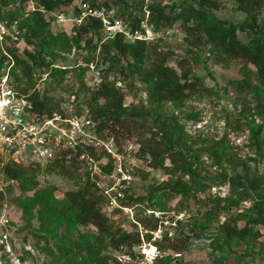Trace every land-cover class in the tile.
<instances>
[{
  "label": "trees",
  "instance_id": "1",
  "mask_svg": "<svg viewBox=\"0 0 264 264\" xmlns=\"http://www.w3.org/2000/svg\"><path fill=\"white\" fill-rule=\"evenodd\" d=\"M75 0H0V22L7 26L14 24L19 31L20 41L25 42L28 48L22 51L19 57L15 49H6L12 58L13 66L19 69L16 79V90L25 95L30 107L28 110L38 116L52 117L54 112H59V103L50 96L41 94L33 89L34 74L37 71L48 73V77L61 84L67 74L66 68L55 66L58 58L57 52L69 53L72 49H85L89 57L84 60L81 72H88V64L96 62L94 56H99V64H107L101 70L102 78L93 87H87L82 80L79 81L78 94L83 90L86 94L84 110L85 117L91 123V128L97 135H110L117 142L118 137L124 134H136L137 155L145 160L148 167L161 170L166 178L160 182L148 185L144 196L133 198L124 191V198L120 201L122 207L134 204H159V198L167 200L179 197L181 201H196L205 206L199 214L200 220L190 224L188 232H180L177 238L171 240L164 233L160 241L153 243L159 251L154 261L159 264H180L178 258L165 256L167 252L181 253L189 251L192 237L204 232L212 234L207 247L214 252L232 250L237 245H244L250 249L264 233V182L257 173L250 172L245 161L236 158L228 152L222 139L207 142L206 154L211 164L220 170L216 174L215 184H209L203 178L200 153L196 150L195 141L185 132L184 125L177 115L169 113L166 105L176 107L188 98L199 92L202 79L191 73L187 62L179 61L177 68L169 66L170 53H158L156 47L149 41H126L121 34L102 41V25L98 18L87 16L79 25L71 28L69 33L64 31H51L54 21L50 14L64 10ZM143 1V0H141ZM235 9L243 14L239 24H230L218 18L214 10L220 8L218 0H182L171 5L160 2H137L138 13L129 11L131 2L128 0H81L89 9H104L111 11L117 9L119 18L131 31L143 30L141 21L146 16V21L158 32L169 29L177 24L184 33L185 39H190L194 46L208 47L214 54L216 63L226 65L231 60H245L254 69L255 79L264 86V19L261 12L264 0H233ZM33 3V7L26 15L25 8ZM76 17L81 10L77 5L74 8ZM242 35L245 40H242ZM15 45L14 42L10 43ZM6 56L0 48V71L4 67ZM100 64V65H101ZM112 75L121 76V81L129 89L138 81L146 95V105L124 104L125 95L115 85V80H108ZM21 82H18V81ZM238 89H251L253 86L247 79L232 82ZM31 90L29 94L27 92ZM209 92L208 89H203ZM62 113V112H59ZM253 143L260 153L263 141L257 137V132H252ZM76 155L80 156L84 150L75 147ZM107 163L100 165L104 174H110L113 168V159L106 152ZM100 156L95 158L99 160ZM166 161L168 164H166ZM62 159H55L47 165L44 173L57 172L66 174V166ZM228 164L231 168H225ZM229 169L231 172H229ZM40 168L36 166H18L4 164L1 173L7 181L19 184L21 192L32 191L31 198L18 203L29 213L33 206H38L40 217L56 221L55 231L58 227L68 225L86 226L93 225L97 236L94 243L73 241L68 243L84 256L78 264H104L105 255L102 254L107 247L113 250L122 247L131 250L140 246L144 241L150 240L148 232L161 227L159 219L144 218L139 220L140 226L146 232L142 238L137 231L125 232L114 228L109 218L102 211L104 195L94 182L87 181L76 190L68 191L61 200H55L52 195L53 188H38L37 176ZM229 188V194H217L199 199L214 186ZM0 198L2 193L0 192ZM243 201H249L244 206ZM120 212L114 208V213ZM56 218V219H52ZM221 214L226 217L218 222ZM217 224L214 226V223ZM179 223V222H177ZM27 225V224H26ZM27 229V228H26ZM49 233L48 225L43 229ZM168 245L164 249V243ZM6 241H2L0 250L2 256L9 255L5 249ZM263 247H264V243ZM131 255L142 257L139 253Z\"/></svg>",
  "mask_w": 264,
  "mask_h": 264
},
{
  "label": "rangeland",
  "instance_id": "2",
  "mask_svg": "<svg viewBox=\"0 0 264 264\" xmlns=\"http://www.w3.org/2000/svg\"><path fill=\"white\" fill-rule=\"evenodd\" d=\"M181 1L128 0L132 4L129 11H133L135 14L138 13L137 2H145V4L160 2L169 6ZM218 1L220 8L214 10L218 18L230 24H239L242 21L243 14L235 9L233 0ZM81 4H83L81 0H75L64 10L51 13L50 15L54 18V21L51 22V31L69 33L71 28L76 25L74 20L77 17L74 8L77 5L80 7ZM33 6V3L27 5L24 15ZM109 12H111L112 19L121 21L119 18L120 11L112 9ZM58 14L65 16V21L59 25L55 23V16ZM260 17L264 19V8ZM141 22L152 31V39L149 42L156 47V51L172 54L171 59L167 61L169 66L177 68L179 61L187 62L186 66L191 70V73L202 79V85L198 86L200 89L196 95L186 99L176 107L167 104L166 108L169 113L177 115L184 125L187 135L195 141L194 147L200 153L204 180L213 185L216 182V174L220 173V170L211 164V160L206 154L207 142L222 139L228 148V152L236 158L243 159L250 172L257 173L264 182V86L255 79L253 67L245 60L240 59L231 60L226 65L216 63L214 54L209 48L202 45L194 46L190 39H185L184 33L177 24L169 29L155 32L152 26L147 23L145 15ZM239 37L245 40L242 35ZM103 40L104 35L102 34ZM12 47L19 57H22V51L28 48L23 41L11 46H8L7 43L5 46L6 49ZM57 55L58 58L54 62L55 66L67 70L61 84L49 78L48 73L37 71L34 74L33 89L39 91L40 94L44 92L58 102L59 112L62 113L54 112L52 114L51 123L55 128L48 126L52 131V137L46 146L45 158L34 159L37 162L30 161L29 164L22 166H39L38 188H53L52 195L55 200H61L66 192L81 187L87 179L94 182L102 191L114 185L121 174L129 177L128 185L121 189L123 193L125 191L133 198L144 196L148 185L160 182L166 176L159 169L149 168L147 162L138 157L136 134H124L123 137H118L116 142L110 135L95 134L91 128V123H86L85 112L78 115L80 110H84L86 99L84 90L79 94L77 93L79 80L81 79L87 87L95 86L102 78L101 70L106 68L107 64L100 63V65L99 56H94L93 59L98 61L96 66L98 75L96 76L86 71L82 73L80 70L85 64L86 57L90 56L87 50L72 49L69 53L57 52ZM18 76L19 69L13 65L9 66L5 62L0 71V85L6 79L9 89L21 95L16 90ZM113 79L115 85L125 95L124 104L146 105V95L138 81H135L133 88L129 89L121 81V76L116 75L114 78L110 75L108 77L109 81ZM242 79L249 80L253 87L251 89H238L232 83ZM203 89H208L209 92H204ZM30 92L31 90L27 94ZM73 116L79 118L80 131L65 121L71 120ZM38 118L40 121L46 119L42 116H38ZM257 131L258 139L263 141L260 153L257 152L252 138V132ZM75 147L84 150V153L77 156ZM107 149L119 157L121 174L117 171L118 164H115L116 162H114L109 175L101 171L99 166L107 163V156L103 152L110 155ZM99 156L100 159L95 160ZM55 159L64 161L66 174L44 173L45 167ZM166 164H168L167 161ZM2 166L0 160V192L2 193V198H0V245L6 238L5 248L8 245L9 249L6 251L9 255L3 257L0 250V264H78L84 253L79 254L68 241L94 243L97 236L96 228L93 225H68L58 227L53 231L57 224L56 221L46 220V218H44L45 221L42 225L40 217L43 214L40 213L38 206H33L31 211L26 213L18 203L14 202L17 198L21 200L26 197L31 198L33 192H21L17 182L7 181L1 173ZM223 166L227 169L231 168L228 164ZM229 172H231L230 169ZM217 194L227 196L229 194L228 186H214L206 194L200 195L199 199L202 200ZM159 199V204L152 206L131 203L130 206L124 207L129 209L131 213L128 210L118 208L116 209L120 212L114 213L115 207L110 206L107 199H104L102 211L109 218L114 228H119L125 232L137 231L142 238L148 231L140 226L139 220L152 217L159 219L162 223L157 230L148 232L150 235L148 243L144 241L140 246L133 247L131 250H127L125 247L117 250L107 247L102 253L106 257L104 264H159L158 261L156 263L154 260L157 256L159 257L160 253L153 243L160 241L164 233L167 234L170 241L177 238L181 231L187 233L190 224L200 220L201 215L199 214L205 209L203 204L191 200L181 201L179 197L168 200L165 197ZM242 204L248 206L250 202L243 201ZM48 215L50 216V214ZM225 217V214H221L218 222H222ZM216 224L217 222L214 223V226ZM47 225L50 230L49 233L43 231ZM259 229L261 233H264L263 229ZM211 238L212 234L200 232L192 237L189 251L181 253L166 251L164 255L178 258L180 264H264V247L262 244L264 237L252 244L250 249H246L244 245L240 244L232 250H225L221 253L214 252L207 247ZM163 245L165 249L168 242ZM131 252L139 253L142 257H133ZM145 253L152 254L147 258Z\"/></svg>",
  "mask_w": 264,
  "mask_h": 264
},
{
  "label": "built area",
  "instance_id": "3",
  "mask_svg": "<svg viewBox=\"0 0 264 264\" xmlns=\"http://www.w3.org/2000/svg\"><path fill=\"white\" fill-rule=\"evenodd\" d=\"M80 16L77 17L74 22L79 25L83 18L87 16L95 17L100 19L102 25V31L104 38H111L115 34H121L123 38L128 42L134 41H150L152 39V31L146 28L141 22V28L143 30H133L125 25L120 20H114L111 18L109 11L104 9H89L88 5H80ZM65 21V16L63 14H58L55 16V23L58 25ZM19 31L17 27L12 24L10 27L5 25V23L0 22V48L3 54L6 56V63L9 66L13 65L12 58L6 51V44L8 46L10 43H19L20 39L18 37ZM88 72L93 75H98V70L96 67V62H90L88 64ZM30 107L25 96L19 95L13 90L9 89L6 84V79L0 85V160L1 165L10 163L11 165H26L34 159H39L41 157L45 158L47 154L46 146L50 138L52 137V131L48 126L55 128L51 123L53 118H47L40 121L38 115L31 113L28 108ZM71 126L75 127L78 131L79 128V118L73 116L71 120H65ZM86 123H90L87 120ZM62 131V130H60ZM107 152L111 155V158L118 164L117 171H120L119 157L109 151ZM129 177L125 174H121L116 180V183L108 188L102 190L107 202L113 208H118L121 210H128L121 206L120 201L124 197L122 188L128 185ZM132 215V214H131ZM6 240V238H4ZM4 240V241H5ZM6 245L5 249H9ZM149 251V250H148ZM152 253H145V257L149 258ZM153 258V257H152Z\"/></svg>",
  "mask_w": 264,
  "mask_h": 264
}]
</instances>
